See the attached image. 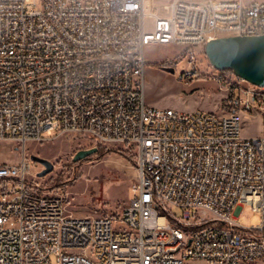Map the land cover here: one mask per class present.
Wrapping results in <instances>:
<instances>
[{"label":"built area","instance_id":"2783aa9c","mask_svg":"<svg viewBox=\"0 0 264 264\" xmlns=\"http://www.w3.org/2000/svg\"><path fill=\"white\" fill-rule=\"evenodd\" d=\"M161 2L0 0V141L121 145L137 171L121 214L91 218L28 183V160L0 164V264H264V87L224 80L220 114L145 101L146 47L193 63L210 40L264 35V0Z\"/></svg>","mask_w":264,"mask_h":264},{"label":"rangeland","instance_id":"374dc122","mask_svg":"<svg viewBox=\"0 0 264 264\" xmlns=\"http://www.w3.org/2000/svg\"><path fill=\"white\" fill-rule=\"evenodd\" d=\"M254 1L262 0H244L245 3ZM165 8L161 0H148V9L153 12H166ZM193 50L195 60L192 63L185 46L150 45L145 48V101L148 106L190 113L220 114L226 111L223 109L226 97L223 81L233 82L237 77L214 69L201 46ZM163 68H174L175 73ZM185 71L189 74L186 75ZM262 132V119L256 116L248 121L244 135L256 137ZM91 148L83 139L68 136L45 143H29L25 148L18 141H0V164H18L23 159L28 160L32 164V172L27 176V182L37 183L46 193L62 197L68 213L73 216H119L133 196L137 180L134 157L128 148L117 145L98 149L83 160L73 161L78 151ZM32 155L53 163V171L39 177L44 167L33 161ZM3 186L0 183V190ZM174 212L182 217L179 208ZM240 219L246 227H252L258 223L259 216L244 207ZM52 261H55L53 256Z\"/></svg>","mask_w":264,"mask_h":264},{"label":"water","instance_id":"95a60500","mask_svg":"<svg viewBox=\"0 0 264 264\" xmlns=\"http://www.w3.org/2000/svg\"><path fill=\"white\" fill-rule=\"evenodd\" d=\"M204 52L211 66L220 72L231 71L237 78L259 87H264V35L220 37L207 42ZM175 73L174 68H163ZM98 151L91 148L78 151L73 161L83 160ZM31 159L44 167L38 174L44 177L51 173L54 164L32 155Z\"/></svg>","mask_w":264,"mask_h":264},{"label":"trees","instance_id":"16d2710c","mask_svg":"<svg viewBox=\"0 0 264 264\" xmlns=\"http://www.w3.org/2000/svg\"><path fill=\"white\" fill-rule=\"evenodd\" d=\"M202 48H204V46H202ZM223 73H224V74H228V73H229V74H232L231 71H226V72H223ZM98 149H101V148H98ZM119 152L122 153V154H124V153L126 154V152H124L123 150H119Z\"/></svg>","mask_w":264,"mask_h":264},{"label":"bare ground","instance_id":"6f19581e","mask_svg":"<svg viewBox=\"0 0 264 264\" xmlns=\"http://www.w3.org/2000/svg\"><path fill=\"white\" fill-rule=\"evenodd\" d=\"M15 164V163H14Z\"/></svg>","mask_w":264,"mask_h":264}]
</instances>
